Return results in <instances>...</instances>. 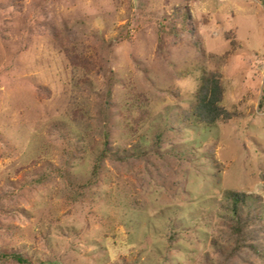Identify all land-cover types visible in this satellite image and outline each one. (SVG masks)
I'll return each mask as SVG.
<instances>
[{"label":"rangeland","instance_id":"374dc122","mask_svg":"<svg viewBox=\"0 0 264 264\" xmlns=\"http://www.w3.org/2000/svg\"><path fill=\"white\" fill-rule=\"evenodd\" d=\"M228 191L264 213V0H0V252L221 264ZM259 227L228 264H264Z\"/></svg>","mask_w":264,"mask_h":264},{"label":"trees","instance_id":"16d2710c","mask_svg":"<svg viewBox=\"0 0 264 264\" xmlns=\"http://www.w3.org/2000/svg\"><path fill=\"white\" fill-rule=\"evenodd\" d=\"M198 97V106L191 116L198 123L210 126L228 117V114L220 105L222 102V89L216 78L211 77L210 80L204 82ZM109 144L107 139L104 143L103 151L94 160L90 180L85 186L79 187L84 188L97 184L101 178L103 163L107 157L115 159V156L110 153ZM224 199L225 209L228 213L227 232L229 233L231 245L221 264H228L234 258L245 254L249 250H252L253 253L257 250L258 244L252 246L250 242H256L255 238L262 232L259 224L264 221V213L260 211V206L257 201H253L246 194L228 191L225 193ZM256 252L259 254L258 251ZM0 260L29 264L27 258L14 252H0Z\"/></svg>","mask_w":264,"mask_h":264}]
</instances>
